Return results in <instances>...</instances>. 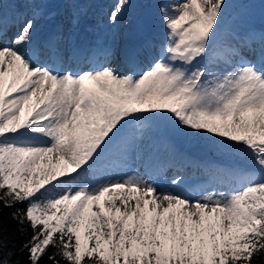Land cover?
Returning a JSON list of instances; mask_svg holds the SVG:
<instances>
[{
  "label": "snow or ice",
  "instance_id": "obj_1",
  "mask_svg": "<svg viewBox=\"0 0 264 264\" xmlns=\"http://www.w3.org/2000/svg\"><path fill=\"white\" fill-rule=\"evenodd\" d=\"M7 2L0 37L18 34L0 47V205L18 227L0 216V264H264V29L225 40L227 0H184L161 8L162 44L117 63L110 48L33 45L43 10L6 14ZM169 129L249 167L212 165L191 183L170 149L142 174L134 164ZM173 167L170 187L157 183Z\"/></svg>",
  "mask_w": 264,
  "mask_h": 264
},
{
  "label": "rangeland",
  "instance_id": "obj_2",
  "mask_svg": "<svg viewBox=\"0 0 264 264\" xmlns=\"http://www.w3.org/2000/svg\"><path fill=\"white\" fill-rule=\"evenodd\" d=\"M25 1L26 0H22L21 3ZM48 1L50 0H46V2ZM46 2H39L38 4L37 0V3L35 5L30 4L31 7L27 8L28 13L31 12L33 7H39L42 9L45 6V9L43 11V16L45 18L50 11L56 9L58 13L55 15H57V18L61 22H64L63 19L65 20V22L68 18L70 20L71 16V19L74 20L73 22H78L81 24L84 22V27L82 26L84 29L87 27L91 28L95 26V22L86 21L85 17L88 18L93 11H95V13H98L99 15L102 13L103 9L107 7L108 12L102 17V26L98 30L97 38L100 39L104 32L103 26L111 23L110 15L115 10L118 0H74L73 2L71 1V3H69L68 0H51V4L48 6L45 5ZM166 2L167 1L165 0H131L130 6L126 7L120 14L118 23H111L112 32L110 34V37H107V41L110 42L112 41V39L117 40L115 45H113V48H115L116 52H119L120 49L125 46L129 36H136L134 45H139L143 40H149L150 38L153 39L157 33H161L163 35V40L161 41L160 39H156L157 45L159 46L165 41L167 30L164 27L161 13H158L157 11L158 7L162 8L163 6H167ZM21 3L18 5V7L21 5ZM227 3L229 4V7L225 17L226 25L225 32L222 36L223 39L228 40L231 38L230 29L233 26L239 27L243 30L264 29V0H227ZM68 5L74 12V16L70 13V9H68L67 7ZM147 10H151L153 14L155 13L153 27L151 28V30H148L142 21V17ZM57 18H55L53 21H56ZM65 25H67V23ZM38 27H43V18H41ZM14 33H11V35H13L11 39L15 37V34L17 35V33ZM65 33L66 35L64 34L59 39L60 43L63 44L65 42V44L68 45V48L71 49L74 32L68 31ZM93 44L94 46L96 45L94 42ZM132 49H134V47L130 48V50ZM118 59L119 54H116L117 63ZM146 63L148 64L150 63V61ZM162 142H165L166 144L163 145ZM195 143H201L208 146L211 157H209V159L205 162H213L215 164L219 163L222 164V166L230 167H249L247 161L228 157L213 143L212 140L208 138L207 135H189L185 131H178L175 129L167 130L166 133L158 140L155 147L151 150L150 158L141 161L137 167H139L140 171L143 172V168H141V165H149L151 164V161H165L169 163L170 149H175L176 153L181 158L190 157L192 159L194 157L190 156L188 154V151L190 147ZM197 152L205 156L201 150H197ZM193 160H195L197 163L203 162L199 160V158H195ZM151 168H153V166ZM196 177L206 178L202 176V174ZM190 179L195 180L196 178L194 176ZM157 183L164 187H170V183L166 182L162 177L158 178Z\"/></svg>",
  "mask_w": 264,
  "mask_h": 264
},
{
  "label": "bare ground",
  "instance_id": "obj_3",
  "mask_svg": "<svg viewBox=\"0 0 264 264\" xmlns=\"http://www.w3.org/2000/svg\"><path fill=\"white\" fill-rule=\"evenodd\" d=\"M68 1H69V3H71V1L73 2L74 0H68ZM165 1H167L166 2L167 3L166 5L169 8H171V6H173V5H179V4H181V3L184 2V0H165ZM20 2H21V0H13V2H11L12 8L10 6L6 10L5 13L6 14H10L12 12H15L16 10H14V7H15V5H19ZM38 3H39V0H38ZM30 4L31 3H28L27 0H26L25 2L21 3V6L19 8L17 7L16 9H20L22 12L25 13V11L23 9L30 8L31 7ZM50 4H51V0L48 1V2H46L45 5L48 6ZM67 7H68V9H70V13L73 15L74 12L69 7V5ZM44 9H45V6H44V8H42V10H44ZM103 11L104 12H103L102 17L107 14L108 8L107 7L104 8ZM157 12L158 13H161V7H158V11ZM154 15H155V13H154ZM102 17H99V15L95 13V11H93L88 18L85 17V20L86 21L95 22V27L92 30H91V28H88L87 31L90 32V35L88 33L87 35H84V37H82L80 35V28L82 26H84V22L82 24L81 23H78V22H73L74 20L71 19V16H70V20H69V18L66 20V23H67L66 30L67 31H73L75 33V37H74L75 38V41H74V44H77L78 45V47H77L78 49H79L80 46L82 47V50L85 49V47H86V43L85 42H87V40L85 39V37H89L90 36L92 38L93 42L96 44L95 46H93L94 49H106V48H110V49H113L115 51V48H113V45H115V43L117 42V40L112 39V41H110V42L107 41L108 40L107 37H110V34L112 32L111 23H108V25H104L103 26V28H104L103 35H102V37L100 39L97 38V36H98V30L102 26ZM42 18L44 19V17H42ZM55 18L56 17H54L53 15L50 16L48 18L47 23L51 22ZM49 28L51 29V27H48V29ZM12 32L13 33L15 32V33L18 34V32H17V30L15 28H11L9 30L8 34L2 37V40L0 42V47H11L12 46L13 39L15 38L14 37V38L11 39V37H13V35H11L10 33H12ZM14 36H16V34ZM46 36H47V29H46L45 33L42 34L41 28H38L37 31H36V34L33 36L32 42L33 41H39V45L38 46L42 47V40L43 39H46L48 42L49 41H52V40H55V38H53V39H47ZM135 38H136V36H134V35L133 36H129L128 39H127V41H126L125 46L122 49H120L119 52H116L115 51L116 54H119L118 63H119V61L121 59V54L125 50H130V48H132V47H135L136 48V46H138V49H135V50L139 51L140 45L143 44V43H145L147 41V39H145V40L142 41L141 44H139V45L135 44L134 45ZM156 39H160L162 41L163 40V35L161 33H157L156 36H154L153 39L152 38L149 39L150 41L147 42L146 45H148V44L151 43V44H154V45L158 46ZM4 41H5V43H4ZM61 45L64 48L65 52L66 51H68L69 53L71 52L69 50V48H68V45H66L65 42L63 44H61ZM146 45H144L142 47L141 52L146 51ZM91 49H92L91 46H88L87 50H91ZM143 61L145 62L144 64H147L146 62H149V59L146 58V57H144V56H142V63H143ZM162 144L164 145L166 143L165 142H162ZM182 159L184 161H186L188 163V165H189L188 167L185 168L183 174L186 177H188L189 179L191 177H194V176L196 178L195 180L190 179V182L191 183H202V182H204L206 180V178H200V177H196V176H199L200 174H202V176L206 177L205 176V169L208 168L209 166H212V165H221L222 166V164H219V163H217V164H215L213 162L212 163H210V162H200V163H197L195 160L190 159V158H182ZM166 164H168V163L165 162V161H151V164H149V166H151V167L153 166V168H152L153 169V174L154 175H158V173L155 172L156 166L166 165ZM137 166H138L137 164H134V167H137ZM175 175H177V172H176V168L173 167V168H169V170L167 171V173L164 176H161V177L164 178V180L166 182L170 183L172 177L175 176Z\"/></svg>",
  "mask_w": 264,
  "mask_h": 264
},
{
  "label": "trees",
  "instance_id": "obj_4",
  "mask_svg": "<svg viewBox=\"0 0 264 264\" xmlns=\"http://www.w3.org/2000/svg\"><path fill=\"white\" fill-rule=\"evenodd\" d=\"M17 207L23 208L25 207V205H17ZM0 216H2V220H3V224L4 227L9 231V232H14L16 230V228L18 227L17 223L15 220L11 219V213L13 211H15V209L13 208H6V207H2V205H0ZM31 229H28V234L27 236H19L18 237V242L19 243H23L24 240L28 239V237L31 236ZM14 260L18 259L21 262H27L28 260V253L24 252V253H19L17 252V255L13 257ZM45 264H49V262L47 261V259H45ZM63 264V262H62ZM255 264H260L259 261H256Z\"/></svg>",
  "mask_w": 264,
  "mask_h": 264
},
{
  "label": "water",
  "instance_id": "obj_5",
  "mask_svg": "<svg viewBox=\"0 0 264 264\" xmlns=\"http://www.w3.org/2000/svg\"><path fill=\"white\" fill-rule=\"evenodd\" d=\"M147 13H146V16H145V22H146L147 27L150 28L153 25V15H152V13L150 11H148ZM193 149L194 150H196V149L201 150L204 153V155H205L204 158H203L204 160H207L209 158V156H210L209 149L205 145L197 144V145H195L193 147Z\"/></svg>",
  "mask_w": 264,
  "mask_h": 264
}]
</instances>
